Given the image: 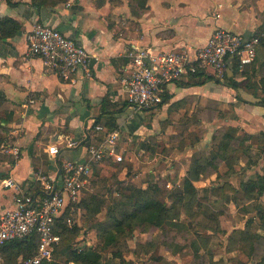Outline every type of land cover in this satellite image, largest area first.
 Here are the masks:
<instances>
[{
    "label": "crops",
    "instance_id": "obj_1",
    "mask_svg": "<svg viewBox=\"0 0 264 264\" xmlns=\"http://www.w3.org/2000/svg\"><path fill=\"white\" fill-rule=\"evenodd\" d=\"M30 2L14 0L16 5L9 6L0 0V17L19 24L15 36L0 39V211L12 207L14 196L12 189L2 188V180L11 178L33 192L37 174L56 177L59 162L85 159L86 145L104 135L94 126L107 131L104 124L111 119L116 126L112 130L118 131L125 124L119 123L121 118L140 113L127 106L120 110L126 103L121 78L130 46L153 53L191 52L216 29L244 36L264 29V0H147L143 10L130 0H67L39 9ZM36 22L57 29L92 56L88 77L78 73L63 81L26 54L24 36ZM227 75L228 85L204 83L210 91L202 85H180L192 75L169 84L167 101L159 108L190 102L189 95L196 96L191 99L196 104L208 99L221 107L225 103L235 113L226 126L238 128L240 138L247 134L254 139L264 133V43L251 64L231 68ZM248 116L255 117L247 121ZM139 122L133 127L139 128ZM250 128H258V135L250 134ZM68 140L79 146L65 148ZM52 144L60 145L55 160L46 154Z\"/></svg>",
    "mask_w": 264,
    "mask_h": 264
},
{
    "label": "rangeland",
    "instance_id": "obj_2",
    "mask_svg": "<svg viewBox=\"0 0 264 264\" xmlns=\"http://www.w3.org/2000/svg\"><path fill=\"white\" fill-rule=\"evenodd\" d=\"M214 79L223 82H208L215 87L229 82L227 74L223 79ZM192 81L195 80L189 82ZM209 85L204 86L205 90L210 91ZM192 97L196 96L189 95L186 99L190 102L182 105L164 106V110L158 106L119 120L121 124L125 122L122 131L118 129L121 161L96 165L83 194L84 198L96 196L103 200L104 206L91 218L83 211L81 216L74 214L79 231L70 247L100 248L98 225L111 227L108 218L117 212L118 206L113 205L120 200L119 188H146L158 184L162 188L159 197L170 206L174 201L170 195L181 188L183 176L198 152L202 153L199 157L204 169L199 180L193 183L197 194L192 211L188 214L185 210V199L176 206L179 215L161 229L152 227L144 233L137 228L131 235L124 229L118 233L115 246L101 252V264H207L208 260H212V264H256L252 259L264 257V231L254 208L255 204L264 206V195L260 200L248 199L239 186L250 179L255 180L257 175H264V139L249 138L241 148L234 144L236 147L225 152L227 159L225 156V160L218 158L211 147L212 136L227 128L234 110L228 104L223 103V108L209 99L196 104ZM254 117L244 119L248 121ZM139 121V128L133 127V122L138 124ZM258 130L248 129L254 136L258 135ZM240 132L238 136H241ZM206 158L215 162L208 165ZM217 188L237 191L216 200ZM243 229L252 238L235 233ZM235 238L238 244L234 243ZM252 245L257 246L256 255L249 256ZM115 253L120 257H115ZM57 260L62 262L64 258L60 256Z\"/></svg>",
    "mask_w": 264,
    "mask_h": 264
},
{
    "label": "built area",
    "instance_id": "obj_3",
    "mask_svg": "<svg viewBox=\"0 0 264 264\" xmlns=\"http://www.w3.org/2000/svg\"><path fill=\"white\" fill-rule=\"evenodd\" d=\"M26 54L41 60L43 68L55 73L63 81H72L78 73L89 76L92 56L72 39L57 29L40 22L24 36ZM264 43V32L244 36L228 30L216 29L206 43L191 52H158L130 46L128 62L121 78L125 102L132 112L149 111L163 103L166 86L194 74L211 75L223 79L234 62L238 68L251 64L256 48ZM94 131L104 132L100 142L85 147V159L59 162V175L37 174L38 189L24 190L11 178L1 181L4 189H12V207L0 211V264H4V250L16 241L35 236V254L18 264H41L51 259L52 251L61 240L58 223L61 220L68 230L76 223L79 202L87 189L88 178L94 166L108 160L121 161L118 155L117 130L106 131L94 126ZM75 141L65 142V148L75 149ZM60 145L47 147L46 154L55 160ZM16 154V151H14Z\"/></svg>",
    "mask_w": 264,
    "mask_h": 264
},
{
    "label": "trees",
    "instance_id": "obj_4",
    "mask_svg": "<svg viewBox=\"0 0 264 264\" xmlns=\"http://www.w3.org/2000/svg\"><path fill=\"white\" fill-rule=\"evenodd\" d=\"M13 1L14 0H5V2L9 6L16 5V3H13ZM30 1L31 6L39 9L41 7L53 6L58 3L66 2L67 0ZM146 1L147 0H130V5L133 6V3L135 2V6H137L140 10H143L146 8ZM18 30V22L10 17H0V39L13 37L16 35ZM259 32H264V29H261V31ZM232 69H239L237 62H234ZM191 78V80L195 81H192V83L187 82L185 84L180 83V85L196 86L213 80L218 83H223L214 79L213 76L205 77L204 74L200 73L192 75ZM228 83L225 82L223 85H228ZM166 101L167 97L159 106H163ZM126 106L128 107L127 103H124L123 107L120 110H123ZM120 110L118 111V113L121 112ZM104 126L107 128V131L114 129V127L116 128L115 122L111 119L108 120L107 123L104 124ZM237 133L238 128L227 127L224 131L218 132L212 136L213 144L211 147L213 148L218 158L225 160L226 157L227 159L225 153L226 150L228 151L229 149H233L234 147H236L234 146V144L241 148L243 147L244 142L247 139L251 137L253 138V136L247 134H243L240 138L238 137ZM102 137L103 136H101L98 140H95L94 142L92 141L90 143L97 144L101 141ZM257 137L264 139V133H260ZM200 154L202 153L197 152L192 158L190 168L187 169V171L185 172L186 175L182 179L181 188L175 191L174 194L170 195V198H173L174 200L170 206H167L164 200L159 197L160 190H162V188L158 184H154L153 186H148L146 188L134 186L119 188L118 194L120 195V200H118V202L113 205L118 206L117 212H113L109 215L108 218V220L111 222V227L108 228L98 225V236L101 240V245L98 250L92 249L90 247L79 249L70 247L75 240L74 237L78 234L79 226L75 223L73 228L71 230H68L60 220L58 223V227L60 228L61 240L52 251L51 259L49 261H44L41 264H101V252L115 246L118 233H121L124 229L130 235L137 228H140V230L144 233L152 227L161 229L164 226L168 225V223H172L170 220H173L174 217L179 215L180 211L178 210V208H176V206L178 203L182 204V201H184L185 199H187V206L185 207V210L188 211L189 214L192 211L191 207L195 203L197 194V189L195 188L193 183L199 180V177L204 169L202 168V165L200 163ZM211 157V159H214V156ZM214 160H208V158L205 159L206 164L208 165L213 164L215 162ZM239 186L240 188H242V192L246 196V198L260 200V198L264 195V175H257L255 180L250 179L244 183H241ZM236 191V189L226 190L224 188H217L216 200H218L220 197H223L226 193H236ZM197 205L199 208L202 207V205L200 204ZM103 206V200L97 198L96 196L89 195L85 198L83 197L79 202V216H81V211H83L91 218L99 213ZM254 208L257 209L256 214L260 222V228L262 229V231H264V206L261 204H255ZM250 223L251 221L249 220L248 224ZM235 233L239 236L252 238L250 236L251 234L247 233V231L244 229L238 230ZM253 236L257 237V235ZM237 240L238 239L235 238V240H233L234 243L238 244ZM36 245L37 241L35 236H32L28 240L16 241L9 244L4 250L3 254L4 264H18L20 260L33 256L35 254ZM256 247L257 246L255 245L251 246L248 253L249 256L256 255ZM60 256L64 258L62 262L57 260V257ZM115 257L120 256L119 254L115 253ZM203 261H205V259H203ZM208 261V264H212L210 260ZM252 261H255L256 264H264V257L260 258L259 260L252 259Z\"/></svg>",
    "mask_w": 264,
    "mask_h": 264
}]
</instances>
